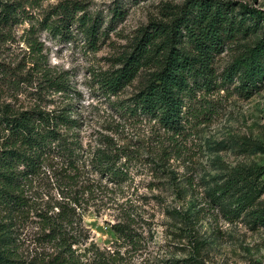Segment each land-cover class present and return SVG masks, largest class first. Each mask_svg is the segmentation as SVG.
Returning <instances> with one entry per match:
<instances>
[{"label":"rangeland","instance_id":"obj_1","mask_svg":"<svg viewBox=\"0 0 264 264\" xmlns=\"http://www.w3.org/2000/svg\"><path fill=\"white\" fill-rule=\"evenodd\" d=\"M2 1L19 14L15 23H0V109L71 108L78 126L65 134L91 150L88 160L109 137L129 154L122 160L136 162L134 184L125 196L137 201L134 243H124L112 230L120 216L113 203L122 196L108 193L103 206L91 201L83 213L89 241L81 250L91 242L101 250L120 245L122 264H264V225L252 213L264 204V80L248 96L238 80L224 79L234 59L260 39L261 30L226 41L213 62L211 87L199 85L187 94L176 133L121 109L132 104L153 70L142 69L115 96L105 95L99 78L122 68L145 31L171 24L188 0ZM224 1L237 10L246 5L264 11V0ZM66 4L83 9L73 14L74 21L63 18ZM114 8L123 15L112 19ZM84 13L98 19L95 44L78 21ZM183 47L192 49L187 43ZM235 175L246 178L247 185L255 181L261 190L253 207L239 205L243 192L235 188L222 193ZM53 182L51 175H42L29 194L38 203L49 192L58 198ZM242 184L239 188L246 191ZM32 230L26 226L22 238Z\"/></svg>","mask_w":264,"mask_h":264},{"label":"trees","instance_id":"obj_2","mask_svg":"<svg viewBox=\"0 0 264 264\" xmlns=\"http://www.w3.org/2000/svg\"><path fill=\"white\" fill-rule=\"evenodd\" d=\"M238 8L232 1L188 0L171 24L145 31L135 51L123 58L122 68L99 78L101 89L107 96L118 95L142 69L153 70L132 104L121 109L128 116L149 118L178 133L187 94L199 85L211 87L213 62L226 41L261 30L260 39L245 47L224 78L228 82L238 80L239 87L252 96L264 80V11L246 5ZM80 11L83 9L77 4L61 8L67 21H74L73 14ZM112 13V19L123 15L118 8ZM18 14L13 4L0 0V23H15ZM78 21L95 44L98 19L84 13ZM184 43L192 49L186 51ZM59 89L65 87L60 85ZM76 126L78 121L72 118L71 108L19 113L0 109V264L123 263L120 245L116 250H101L91 242L81 250L89 241L82 216L91 201L103 206L110 194L122 196L113 203L120 216L112 230L124 243H134L137 201L125 196L134 184L136 162L122 160L129 154L109 137L98 143L101 147L88 160L91 150H83L78 140L65 134ZM42 175H51L58 198L49 192L47 200L42 197L38 203L29 191ZM93 175H99V180ZM245 181L235 175L222 192L230 193L233 188L243 192L239 204L243 209L253 207L261 196L255 181L248 185ZM241 183L246 191L239 188ZM123 198L126 200L120 202ZM252 213L264 225V204ZM29 224L33 230L29 237L22 238Z\"/></svg>","mask_w":264,"mask_h":264}]
</instances>
